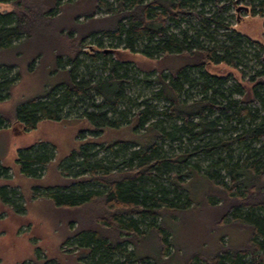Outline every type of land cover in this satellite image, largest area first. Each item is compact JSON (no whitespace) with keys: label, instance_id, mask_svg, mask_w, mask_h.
I'll use <instances>...</instances> for the list:
<instances>
[{"label":"trees","instance_id":"trees-1","mask_svg":"<svg viewBox=\"0 0 264 264\" xmlns=\"http://www.w3.org/2000/svg\"><path fill=\"white\" fill-rule=\"evenodd\" d=\"M115 1L117 9L112 11V3L91 0L93 10L84 14L77 28L57 30L59 38L45 54L65 74L64 80L22 100L13 119L0 115V127L21 123L24 131L33 130L41 121H56L64 111L73 110L90 121L93 134L112 126L130 127L135 133L112 142L79 139L64 169L74 165V174L63 173L62 184L31 186V199L40 197L57 210L96 208L95 216L86 220L89 225L73 227L72 219L63 234L62 248L72 242L83 251L84 259L79 256L76 264H264V44L241 37L228 22L232 9L261 14L264 0ZM0 3L12 6L0 12V49L31 39L28 25L35 14L51 21L57 18L54 10L60 9L58 0ZM99 7L110 14L94 17ZM77 16L75 21L81 15ZM91 20L112 22L90 30ZM99 34L116 37L129 53L138 51L139 45L147 58L159 54L180 63L167 74L162 67L151 79L133 77L126 60L110 57L99 62V55L104 56L101 38H93L96 48L86 42ZM16 40L19 43L13 44ZM81 55L90 60L79 76ZM245 55L254 66L249 76L239 70ZM43 59L38 54L32 61ZM219 65L236 75L208 70ZM16 66L0 63V73ZM4 73L0 91L10 87ZM18 77L19 71L13 78ZM140 81L159 88L136 102L127 89ZM150 100L164 105L154 106ZM133 105L140 108L131 113ZM34 145L15 151L16 172L25 178L35 177L37 164L46 162V154L37 153ZM88 145L99 146L106 155L97 158ZM0 161V176H5L8 167ZM198 176L207 185L202 193L208 213L205 230L197 241L179 244L167 222L200 208L187 189ZM0 201L14 206L4 186ZM230 226L248 232L244 243L223 242Z\"/></svg>","mask_w":264,"mask_h":264},{"label":"rangeland","instance_id":"rangeland-1","mask_svg":"<svg viewBox=\"0 0 264 264\" xmlns=\"http://www.w3.org/2000/svg\"><path fill=\"white\" fill-rule=\"evenodd\" d=\"M105 1L113 4L112 11L117 9L115 0ZM58 2L59 13L54 10L57 18L50 21L40 13L35 14V18H32L28 25L32 32L31 39L18 47L0 49V63H16L17 65L11 71L0 73H4V76L6 75L10 79L9 89H1L0 91V115L8 119L14 118L15 109L22 100L42 94L48 86H53L65 78V74L62 71H57L52 58L46 55L45 52L55 43V38H59L56 35L57 30L62 27L77 28L78 22L81 23L85 20L84 14L91 13L93 9L92 3H90L91 0H58ZM49 3L52 4V2ZM11 8L12 6L9 4L0 3V12L8 11ZM41 12H44V10L42 9ZM108 14L110 13L105 7H99L94 17L103 18ZM58 15L60 16L58 17ZM76 15H81L79 21H75ZM110 22L112 21L95 22L91 20L88 22L89 29L98 28L104 23V25H110ZM228 22L230 23V29L239 32L241 37L260 41L264 44V12L250 15L244 10L232 9L228 13ZM219 32L222 31L219 30ZM93 38H101L102 45L100 49L103 50L104 56L99 55V62L110 57L118 61L119 58L126 60L129 62V75L136 78H142L143 76L150 79L154 78L164 66L163 73L167 74L168 69H173L180 63L177 58H162L159 54H153L151 58H147L139 52L141 48L139 45L136 47L138 51L129 53L120 48L121 46L114 40L116 37L111 34L87 37L86 42L90 48H96ZM218 38L223 37L218 36ZM17 43L19 41H13V44ZM245 48H247V51H251L249 47ZM38 54L44 58L43 62L42 60L40 63L38 60L32 61V58ZM80 58L83 64L78 68L77 74L79 76L85 74L86 67L84 65L89 63L90 60L84 55H81ZM247 58L248 55H245V58H242L239 64V70L245 76H249L254 68L253 62ZM208 70L222 74L232 72L236 75L235 71L223 65L210 66ZM17 71H19V77L14 79L13 76ZM94 74L100 75L101 73L95 71ZM158 88L159 84L147 85L146 82L140 81L134 85H129L127 92L132 99L140 102ZM149 103L154 106L163 104L158 100H150ZM139 108L140 106L136 105L130 106V112H135ZM80 116L73 110H66L62 113L60 119L56 121L43 120L33 130L24 131L21 123H12L0 127V160L8 167L6 175L0 176V186H4L7 198L14 204L12 206L10 203L4 204L0 201V264H38L45 260L48 261L43 264H76L75 259L79 256L84 259L83 251H80L74 243L69 242L63 248L61 247L64 240L63 234L68 231V223L72 219L76 222L72 223L73 227L76 225H89L86 220L91 216L92 218L95 216L96 208L93 210L85 209L80 212H77L78 210H57L48 201L42 200L40 197L31 199L30 188L33 185L62 184L66 178L63 173L72 176L77 169L74 165H71L67 171H64V169L68 167L66 163L68 153L79 147V139H86L90 142H112L129 138L134 135L135 131L131 130L130 127L117 129L112 126L108 127L105 132L93 134L91 133L93 128L90 121ZM80 132H82L81 136H79ZM38 142H41L43 146L39 148ZM34 143L36 144L34 148H39L37 153L44 152L46 154V162L37 164L38 169L35 177L25 178L16 172L13 163L15 151ZM88 146H91L92 151H97V158L106 155L104 151L99 150V146ZM175 151L182 150L176 149ZM32 154H35V152L32 151ZM190 161L197 163L194 159H190ZM198 164L204 166L205 162H199ZM206 188V181L203 177L194 178L187 185V189L200 208L197 207L196 212L183 214L180 220L174 219L167 222L170 228L173 229L175 239L179 244L187 245L197 241L200 237L202 238L205 230L203 223L208 215L206 207H203L204 202L202 200V193ZM224 231L227 236L223 237V242H230L235 246L244 243L248 236L246 230H239L234 226L227 227Z\"/></svg>","mask_w":264,"mask_h":264}]
</instances>
